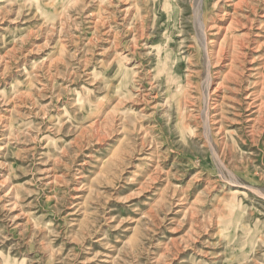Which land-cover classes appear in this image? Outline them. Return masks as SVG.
I'll return each instance as SVG.
<instances>
[{"label": "rangeland", "instance_id": "374dc122", "mask_svg": "<svg viewBox=\"0 0 264 264\" xmlns=\"http://www.w3.org/2000/svg\"><path fill=\"white\" fill-rule=\"evenodd\" d=\"M0 264H264V0H0Z\"/></svg>", "mask_w": 264, "mask_h": 264}, {"label": "bare ground", "instance_id": "6f19581e", "mask_svg": "<svg viewBox=\"0 0 264 264\" xmlns=\"http://www.w3.org/2000/svg\"><path fill=\"white\" fill-rule=\"evenodd\" d=\"M201 2V1H200ZM201 4V3H200ZM201 7V6H200ZM200 13V12H199ZM198 13V14H199ZM200 16V15H199ZM200 19V18H199ZM198 22H199V20H198ZM200 25V24H199ZM201 26V25H200ZM205 28H206V24L203 22V27H202V30H203V35H204V37H205ZM208 49V48H207ZM208 52V51H207Z\"/></svg>", "mask_w": 264, "mask_h": 264}]
</instances>
